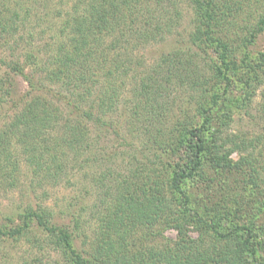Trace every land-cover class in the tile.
I'll return each instance as SVG.
<instances>
[{
  "label": "trees",
  "instance_id": "16d2710c",
  "mask_svg": "<svg viewBox=\"0 0 264 264\" xmlns=\"http://www.w3.org/2000/svg\"><path fill=\"white\" fill-rule=\"evenodd\" d=\"M153 1L163 16L168 7L177 11L178 0L75 3L50 50V43L34 48L26 41L32 42L33 35L19 33L28 11L0 0L2 42L24 48L22 57L1 60L5 71L20 76L29 90L44 91L31 70L40 65L48 81L63 87L56 101L69 107L65 113L55 101L33 98L0 128V178L10 183L18 179L12 178L19 166L9 154L13 144L38 181L58 182L64 152L77 154L89 125L109 131V114L123 102L128 131L148 145L131 154L136 164L125 175L113 172L108 184L96 187L95 204L88 207L76 197L56 213L41 203L28 205L0 223V241H17L35 224L44 234L39 249L52 248L63 264H264V225L228 222L232 205L223 197L206 212L194 210L185 188L204 173L205 162L215 169L243 166L252 179L264 183V176L256 175L264 133L229 132L232 114H216L235 84L240 103L247 106L264 84V45L249 51L264 34V0H188L192 28L185 47L161 54L151 70L144 65L139 69L138 46L159 41L163 31L172 29V19L165 28L162 20L152 21L148 5ZM4 78L0 76V109L8 104ZM173 82L185 85L191 105L185 113L165 118L161 101ZM262 101L259 116L264 119V94ZM235 151L241 154L238 160L230 157ZM86 211L90 233L77 246L76 230ZM165 229H173L176 240L154 245L155 235L164 238Z\"/></svg>",
  "mask_w": 264,
  "mask_h": 264
},
{
  "label": "rangeland",
  "instance_id": "374dc122",
  "mask_svg": "<svg viewBox=\"0 0 264 264\" xmlns=\"http://www.w3.org/2000/svg\"><path fill=\"white\" fill-rule=\"evenodd\" d=\"M79 2L82 0H10V3L14 4L11 5L12 7H18L20 11L24 10V14L27 11L29 13L25 14L27 21L18 28L19 33L25 37L33 35L32 42L26 40L27 43L34 48L42 49H44L43 45L50 43V50L57 45V42L54 43V41L57 38L56 32L59 31L61 20L72 17L70 15L72 5ZM148 6L151 8L149 14H151L154 23L158 21L161 23L162 20L163 25L161 26L165 28V23L169 19L173 20L171 31H163L162 36L158 37L159 41L155 40L145 45H139L135 50L138 52L142 64H139L138 68L143 69L145 66L147 70H151V66L155 64L161 54L178 46L185 47V40L192 28V10L188 0H178L177 11L174 9L175 6L168 7L169 12H166L165 16L159 14V8L155 1ZM12 9L10 8V10ZM176 12H178V16L175 15ZM3 38L2 35L0 37V76L5 77L4 90L8 92V95L5 93L8 104L0 109V128L10 122L14 118L13 116L20 112V108L33 98L39 97L42 100L55 101L66 113L69 107L66 105L63 107L60 102L56 101L59 100V92L63 87L57 82L48 81L40 65L35 64L31 70L38 77V81L45 86L46 91H31L20 76L5 71L1 60L8 62L14 57H22L24 48L12 41L3 43ZM263 45L264 34L259 36L258 44H255L253 48L250 47L249 51L253 52ZM41 54L46 55L43 52ZM201 61L199 65L204 64ZM170 85L161 101L162 108L165 110V118L173 116L174 113H179L178 115L185 113V107L188 108L191 105V93L186 91L185 85L179 82H173ZM63 93L67 94V91L63 89ZM240 93V88L238 89L235 84L231 94L224 97L217 106L216 114L220 115L223 112L232 114L233 119L229 122V132L247 133L248 135L257 134V132L264 133V119L259 116L260 105L263 102L264 84L259 86L255 97L248 106L240 103ZM125 103H119L115 112L109 114L111 115L109 118L113 122L109 131L89 125L84 146L77 148V154L69 150L64 152L66 155L62 160L61 177L56 183L38 181V178L34 177L35 175L30 171V167L24 163L20 149L13 144L10 145V157L14 162L19 163L18 170L12 178L18 179L15 183H10L0 178V223H7L8 216L13 214V217H16L28 205L34 206L41 203L56 213L63 209L67 203L73 202L76 197L84 198L88 207L98 202L96 187L101 188L103 182L108 184L113 172H118L120 176L125 175L129 168L136 164L132 162L131 154L138 153L137 148L142 150L148 148L142 136H131V132L128 131V118L124 114L127 110ZM142 111L145 112L144 109ZM188 113L190 115L191 110L188 109ZM252 115L258 118L252 120ZM123 138L132 140V142ZM259 156L261 165L257 167L256 175L264 176V153ZM230 157L233 160H238L241 154L235 151ZM204 168L203 174L196 176L194 180L185 185L194 210L206 212V208L211 209V202L223 197L232 205L229 207L230 214L226 218L228 222L234 226L242 222L256 224V228L264 225V183L262 184L259 179H252L250 171L243 166L215 169L205 162ZM104 172L108 176H101ZM87 219H89V215L86 211L81 221L82 227L76 230L74 240L77 246H82L84 235L90 233ZM19 221L16 219L15 222L19 223ZM65 222L68 224L69 219H65ZM228 222L226 221V224ZM261 233L260 231V235ZM163 234L164 238L159 237L158 234L155 235L154 245L160 246L159 243L163 244L166 239L169 240V245H172L176 240V233L173 229H165ZM191 235L195 236L196 233L192 231ZM42 236L44 234L37 229L35 224H32L29 231L19 240L14 241L10 238L1 240L0 264H63L59 254L52 248L44 246L39 249L41 240L38 239ZM42 244L44 245V242Z\"/></svg>",
  "mask_w": 264,
  "mask_h": 264
}]
</instances>
